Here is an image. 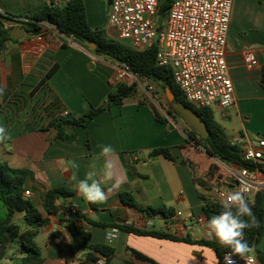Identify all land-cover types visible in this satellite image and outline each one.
Here are the masks:
<instances>
[{
    "label": "crops",
    "instance_id": "obj_1",
    "mask_svg": "<svg viewBox=\"0 0 264 264\" xmlns=\"http://www.w3.org/2000/svg\"><path fill=\"white\" fill-rule=\"evenodd\" d=\"M86 16L93 28L107 29L110 0H84ZM50 0H0V13L25 17L49 5ZM109 34V33H108ZM111 36V34H109ZM39 40L37 34L25 33L21 40L8 41L0 58V125L11 139L0 143V160L9 166L30 171L25 183L28 197L40 211L43 223L35 238L43 256V264H96L87 251L73 253L72 235L68 229V212L77 206L80 226L91 233V244H105L115 249L110 264H222L215 252L205 246L186 242L140 236L117 226H134L193 240L211 239L203 211L204 201H217L220 191L231 192L230 183L209 189L198 184L181 161L189 155L186 125L170 116L166 123L156 120L148 104L139 105L136 95L123 104L104 108L87 127H75L70 139L56 137L50 122L58 117H80L92 106L106 103L115 86L117 62L93 53L88 44L62 34L55 26L45 24ZM253 53L256 66H249L245 55ZM229 73L234 83L235 104L222 113L214 106L221 125L232 142L246 149L258 146L264 137V88L261 85L264 67V1L234 0L227 39ZM57 71L34 93L54 65ZM169 111V110H168ZM217 120V119H216ZM263 134V135H262ZM101 145L116 151L114 176L103 184L108 199L89 203L77 190ZM169 148L174 160L162 155L152 156L156 148ZM75 161L79 168H73ZM99 171L104 158L95 161ZM233 172L238 165H226ZM134 170V172H133ZM75 176L76 179L72 177ZM227 179V180H228ZM121 181L119 187H114ZM227 184V185H226ZM57 186H67L75 195L57 200L58 211L48 213L45 195ZM109 189H112L109 191ZM264 190V188H263ZM130 192L136 207L125 205L121 194ZM167 208L165 217L150 214L146 209ZM181 213V215H179ZM117 228L119 236L108 243L106 230ZM42 237L43 242L38 238ZM20 263L25 256L20 244ZM0 248V264H16L8 250ZM134 250L147 259H139Z\"/></svg>",
    "mask_w": 264,
    "mask_h": 264
},
{
    "label": "trees",
    "instance_id": "obj_2",
    "mask_svg": "<svg viewBox=\"0 0 264 264\" xmlns=\"http://www.w3.org/2000/svg\"><path fill=\"white\" fill-rule=\"evenodd\" d=\"M173 2L174 0H159L158 16L166 17ZM45 24L55 26L65 36L73 37L81 43L87 44L88 42H94L96 48L93 50V53L106 56L117 63L127 64L133 73L162 88L165 93H167V90L173 91L175 94V102L190 106L200 114L209 128L210 134L207 137H202L192 127L186 130L188 137L187 143L189 145H185L183 148L187 149L189 155L183 156L181 161L182 165L191 171L198 184L209 189L211 186L209 183L212 185L217 184L221 178L222 183L220 186H222L227 182L228 178L233 177L222 166H218L216 171H209L204 176L205 170L200 168L198 162H195L193 160L194 158H192L194 155L192 153V142L203 145L210 157L216 158L226 165H238L240 168H248L251 170L258 169L264 177V167L244 159V149L229 139L223 126L216 120L212 108H195L186 101L182 90L172 77L171 69L169 67H161L157 64V43H154L145 51H136L108 35L104 27H91L87 21L84 0H50L49 5L25 17H17L9 13H0V58L5 49V44L13 40L10 36L12 30L17 27H22L27 34H40L45 30ZM159 28H162V24L159 25ZM58 67V64L54 65L32 93L36 92L57 71ZM261 85L264 88V67ZM136 93L135 83L130 85L122 82L115 84L107 95L106 103L108 104V108L123 104L127 99L134 97ZM145 104H148L153 110L157 121L161 123L168 121L167 118L159 113L155 104L139 102V105ZM172 109L180 115L174 109L173 104ZM103 110L104 108L101 106H92L87 113L80 117H58L50 122L48 129L53 128L56 131V137L59 139H70L75 127H87ZM167 113L173 116L170 111H167ZM208 144L211 145V148L208 147ZM151 155H162L167 159L174 160V157L167 147L156 148L151 151ZM29 174L30 171L27 169L13 168L7 162L0 160V248L12 242H18L25 253V256L22 258V264H43L44 259L40 247L35 240L39 228L43 223V218L35 204L24 196L26 191L25 183ZM74 195L75 191L67 186H57L48 190L45 195L46 211L48 213L57 212V200ZM121 198L125 205L136 207L135 198L130 192H123ZM201 199L204 201L203 211L207 222L213 215L219 214L222 211L220 202L207 200L202 194ZM254 201L255 204L252 207V211L260 222V226L258 228L252 227L245 229L243 239L250 246L254 247L264 264V251L257 248L258 244L264 240V190L256 193ZM146 210L150 214H161L165 217H168V214L172 213L171 209L165 207H149ZM78 216L75 213L68 219V229L72 235V242L70 244L71 251L73 253L87 251L89 259L97 261L99 257H103L104 264H110L111 259L115 255V249L105 244H91V233L77 226L75 223V219ZM243 219L249 220L248 217H243ZM117 227L135 235L150 236L208 247L215 252L220 262L225 253L231 251V249L219 244L213 236L211 239L193 240L189 237L181 238L173 234L139 229L134 226ZM130 251L139 259H147L146 256L134 250ZM127 264L135 263L127 261Z\"/></svg>",
    "mask_w": 264,
    "mask_h": 264
},
{
    "label": "built area",
    "instance_id": "obj_3",
    "mask_svg": "<svg viewBox=\"0 0 264 264\" xmlns=\"http://www.w3.org/2000/svg\"><path fill=\"white\" fill-rule=\"evenodd\" d=\"M233 3L234 0H174L159 28V0H110L107 33L136 51H145L157 43V64L171 69L186 101L195 108L219 106L225 115L235 104L227 60ZM42 35L43 32L37 34L39 40ZM245 61L249 66L258 64L253 53L246 54ZM137 79L149 82L133 73L127 64L117 63L115 84H136ZM244 159L264 167V137L257 147L244 149ZM233 176L238 182L234 190L247 187L245 194L250 200H255L256 193L264 188V177L258 169L239 167ZM228 193L220 191L217 201L221 203ZM24 196L28 198L31 193L25 191ZM77 208L73 206L68 215L77 213ZM226 253L222 264H229ZM255 253L257 264H263ZM233 259L236 264H245L239 257ZM96 264H104V258L99 257Z\"/></svg>",
    "mask_w": 264,
    "mask_h": 264
},
{
    "label": "clouds",
    "instance_id": "obj_4",
    "mask_svg": "<svg viewBox=\"0 0 264 264\" xmlns=\"http://www.w3.org/2000/svg\"><path fill=\"white\" fill-rule=\"evenodd\" d=\"M4 95V89L0 87V97ZM11 136L7 129L0 125V143L10 140ZM100 153L94 157L93 163L90 165V170L86 172L84 179L79 180L77 184L78 193L89 203H104L107 201V193L102 186L111 181L114 176L113 169L115 162L112 159L116 155V151L111 145H101ZM104 158L102 168L98 171L95 161ZM73 168H79L75 162H71ZM76 179L75 176L72 177ZM121 181H117L114 187H119ZM112 189H109L111 191ZM248 188L233 190L221 199L222 211L219 214L213 215L207 222V229L210 236H213L219 244L231 249L226 253V258L229 264H236L233 257H239L245 261V264H257L255 249L250 246L244 239L243 233L247 228L260 226V222L255 217L252 207L255 204L254 200H250L246 196ZM248 217L249 220L243 219ZM119 236L118 229L106 230V240L111 243Z\"/></svg>",
    "mask_w": 264,
    "mask_h": 264
},
{
    "label": "rangeland",
    "instance_id": "obj_5",
    "mask_svg": "<svg viewBox=\"0 0 264 264\" xmlns=\"http://www.w3.org/2000/svg\"><path fill=\"white\" fill-rule=\"evenodd\" d=\"M256 1H259V0H256ZM260 1L263 2L264 0H260ZM165 20H166V17L158 16L159 24H163L165 22ZM106 31H107V29H106ZM136 90H137V93L135 95L142 102L155 104L157 109L160 110V112L164 116H166L164 113H166L169 110L176 119L185 123L186 130L191 129V126L189 125V123L181 115L174 112V110L172 109V103L169 102V100L167 98V93H165L162 88L157 87L155 84H152V83L147 82L145 80L137 79L136 80ZM162 111H164V113ZM216 119L219 123H221V120H220L218 115L216 116ZM192 144H193L192 153L194 154L192 156V158H194L193 160L195 162H198V164L200 165V168H203V170H205L204 176L209 171H212V172L216 171L218 166H222L224 169L227 168L225 163L221 162L220 160H218L216 158L210 157L207 154L203 145L197 144L195 142H192ZM221 183H222V179L220 178V180L217 182V184H214V186L217 188L219 187L223 190H226L225 188H222L220 186ZM209 184L212 185L211 183H209ZM38 241L42 243L43 238L39 237ZM10 244L13 247V248H11L12 250H8L11 258L15 261L16 264L20 263L21 254L17 253L18 246L16 245L15 242H12ZM257 248L261 251H264V240L260 244H258Z\"/></svg>",
    "mask_w": 264,
    "mask_h": 264
},
{
    "label": "water",
    "instance_id": "obj_6",
    "mask_svg": "<svg viewBox=\"0 0 264 264\" xmlns=\"http://www.w3.org/2000/svg\"><path fill=\"white\" fill-rule=\"evenodd\" d=\"M25 30L22 27H17L10 32V36L13 40H21L25 37ZM88 46L91 50H95L96 44L94 42H88ZM167 98L170 103L173 104L174 109L180 113V115L189 123V125L202 137H207L210 134V130L204 121V119L200 116V114L195 111L192 107L187 106L180 102H175V94L171 90H167ZM103 108H107L108 104L105 103ZM208 147L211 148V145L208 144ZM227 183H230V189H233L234 186L237 185V181L227 180ZM227 185V184H226Z\"/></svg>",
    "mask_w": 264,
    "mask_h": 264
}]
</instances>
